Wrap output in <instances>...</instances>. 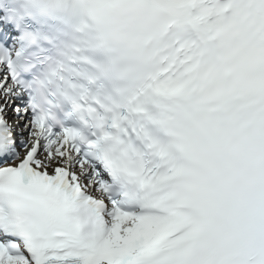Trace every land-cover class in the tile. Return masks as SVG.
I'll return each instance as SVG.
<instances>
[{
    "label": "snow or ice",
    "instance_id": "6c2138e0",
    "mask_svg": "<svg viewBox=\"0 0 264 264\" xmlns=\"http://www.w3.org/2000/svg\"><path fill=\"white\" fill-rule=\"evenodd\" d=\"M0 264H264V0H0Z\"/></svg>",
    "mask_w": 264,
    "mask_h": 264
}]
</instances>
